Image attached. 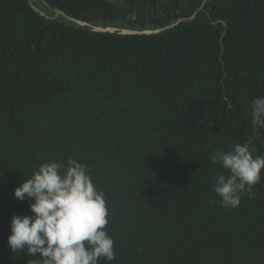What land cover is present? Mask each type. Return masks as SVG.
Masks as SVG:
<instances>
[{
	"label": "trees",
	"instance_id": "1",
	"mask_svg": "<svg viewBox=\"0 0 264 264\" xmlns=\"http://www.w3.org/2000/svg\"><path fill=\"white\" fill-rule=\"evenodd\" d=\"M257 96L264 0H0V264L39 258L7 247L32 215L13 191L68 158L105 194L116 255L99 264H264V170L224 208L209 159L264 153Z\"/></svg>",
	"mask_w": 264,
	"mask_h": 264
},
{
	"label": "clouds",
	"instance_id": "2",
	"mask_svg": "<svg viewBox=\"0 0 264 264\" xmlns=\"http://www.w3.org/2000/svg\"><path fill=\"white\" fill-rule=\"evenodd\" d=\"M245 110L254 131L264 129V96L253 97ZM259 138L258 134L255 137ZM252 139L215 150L209 159L221 171L211 180L213 192L224 208L239 206L261 182L264 153ZM227 173V175L225 174ZM19 201H31L32 215L12 216L7 247L11 254L39 258L33 264H99L115 259L114 240L106 228L109 210L105 194L95 186L90 170L75 159L43 163L13 191Z\"/></svg>",
	"mask_w": 264,
	"mask_h": 264
},
{
	"label": "rangeland",
	"instance_id": "3",
	"mask_svg": "<svg viewBox=\"0 0 264 264\" xmlns=\"http://www.w3.org/2000/svg\"><path fill=\"white\" fill-rule=\"evenodd\" d=\"M40 3H41L40 1H37V4H40ZM40 10H41V12L44 13V10H42V9H40ZM98 29L101 31H116V29L113 27H106V24L99 26Z\"/></svg>",
	"mask_w": 264,
	"mask_h": 264
},
{
	"label": "water",
	"instance_id": "4",
	"mask_svg": "<svg viewBox=\"0 0 264 264\" xmlns=\"http://www.w3.org/2000/svg\"><path fill=\"white\" fill-rule=\"evenodd\" d=\"M120 32H130V31H126V30H119Z\"/></svg>",
	"mask_w": 264,
	"mask_h": 264
}]
</instances>
